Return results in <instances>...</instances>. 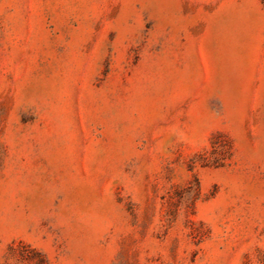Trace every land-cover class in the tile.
Listing matches in <instances>:
<instances>
[{"label":"rangeland","instance_id":"374dc122","mask_svg":"<svg viewBox=\"0 0 264 264\" xmlns=\"http://www.w3.org/2000/svg\"><path fill=\"white\" fill-rule=\"evenodd\" d=\"M0 264H264V0H0Z\"/></svg>","mask_w":264,"mask_h":264}]
</instances>
